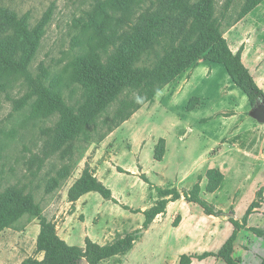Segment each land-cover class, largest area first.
Instances as JSON below:
<instances>
[{
  "label": "rangeland",
  "instance_id": "obj_1",
  "mask_svg": "<svg viewBox=\"0 0 264 264\" xmlns=\"http://www.w3.org/2000/svg\"><path fill=\"white\" fill-rule=\"evenodd\" d=\"M225 2L226 0H217V9ZM243 3L245 0L236 1L235 16ZM114 6L112 0H0L1 39L11 32L9 29L11 12L15 13L16 19L28 13L32 24L46 17L45 32L32 60L31 72L36 75L46 68L50 77L65 88L66 103L77 105L82 100L83 89L72 81L73 58L78 52H85L89 46H95L96 41L104 43L103 37L97 35L91 26L90 19L95 11L98 12L96 20L104 22L105 31L109 35L111 29L108 23L111 19L103 21L105 17L99 12L105 9L112 13L114 10L119 15L120 11L115 10ZM109 50L113 52V47ZM212 64L219 68L211 75L210 80L198 77L175 101L162 95L171 82L156 94L153 103H145L127 120L119 123L120 119H114V116L122 104L121 101L126 102L134 98L138 92L133 90L131 93L121 94L96 122L87 124L84 131L79 134L58 131L56 126L59 113L51 112L49 104L41 99H27L29 83L26 75L12 68H1L0 195L4 196L13 187L33 192L35 200L43 208V215L55 223L60 237L67 228L73 231L72 245L83 244L84 233L91 230L103 235L104 241L108 242L129 233L132 228L129 225L132 220H128L131 213L124 209V204L119 200L113 204L100 193L92 192L87 200H81L77 205L79 199L72 202L69 191L81 178L85 169L100 181L101 172L106 171L111 182L121 188L125 184L124 189L129 192L131 190L136 196L134 204L140 205L151 200L152 190L148 186L141 190L140 186L132 185L133 181H138L136 178L119 175L117 172L131 174L130 170L135 169L141 171V174L137 172V175H145L142 172L144 162L158 186L170 187L177 174L181 175L180 172L191 170L192 161L198 154L197 144H203V141L200 142L198 139L197 130L189 135L185 142L179 141L192 146L193 150L187 159L184 158L186 166L183 167L178 163L169 162L151 164L149 162L151 150L148 145L152 141L157 142L153 157H159L164 149V143H160L158 137L169 132L179 134L186 131V123L180 119H184L183 115L187 112L184 105L187 104L189 108L198 103V100L192 99L195 96H205L200 98L203 102L202 110L214 116L213 122L218 127V121L221 119L213 112H217L221 106H227V103L221 102L218 89L223 86L229 73L223 64ZM187 91L191 93L184 99ZM238 91L248 101L244 92L239 88ZM196 92L199 95H196ZM129 110L131 111V108ZM115 121L118 124H113ZM193 126L195 129L200 128L195 120ZM174 161L176 160L172 162ZM63 169L68 170L69 174L62 180L60 186L48 192V184ZM128 187L131 189L128 190ZM2 215L9 219V224L0 231V264H21L29 257L42 259L44 253L37 250L41 221L29 214L9 213L6 210V203L0 201V217ZM144 239L152 241L154 237L148 236Z\"/></svg>",
  "mask_w": 264,
  "mask_h": 264
},
{
  "label": "trees",
  "instance_id": "obj_2",
  "mask_svg": "<svg viewBox=\"0 0 264 264\" xmlns=\"http://www.w3.org/2000/svg\"><path fill=\"white\" fill-rule=\"evenodd\" d=\"M112 1L115 10L120 11L119 15L114 10L112 13L105 9L99 12L105 17L103 21L111 19L108 23L111 29L109 35L104 22L96 20L98 12L95 11L90 19L91 26L97 35L103 37L104 43L96 41L95 46H89L87 51L78 52L73 58L72 81L83 89L82 100L77 105L66 103L65 88L50 77L46 68L36 75L31 72L32 60L45 32L46 17L32 24L28 13L16 19L15 13L11 12V32L2 39L0 35V69L12 68L26 75L29 83L27 99H41L49 104L51 112L59 113L58 131L65 134L82 133L85 126L96 122L121 94L136 90L137 96L126 102L122 100L116 110L114 119L119 118L121 123L145 103H153L158 92L200 60L223 64L253 106L264 102V91L243 63L242 52L234 53L224 36L226 28L236 24L263 0H245L237 16L234 15L237 0H226L218 9L217 0ZM111 47L113 52L109 50ZM159 142L165 146L164 139L161 138ZM164 150L161 156L155 158L161 160ZM68 174L69 171L65 169L58 172L48 184V192L60 186ZM207 176V190L214 192L222 184L224 176L217 169L209 170ZM141 177L150 183L146 175ZM157 190L162 199L143 212L145 222L142 229L118 236L104 245L86 237L84 247L70 245L59 236L55 223L43 215V208L35 200L33 192L13 187L4 196L0 195V201L6 203L9 213L29 214L41 221L37 250L43 252L44 257H29L21 264H84V260L89 264H100L105 259L130 250L142 231L148 229L157 215L165 212L168 203L182 196L188 202L201 206L208 215L223 214L202 198L199 183L189 191L181 192L176 187ZM88 192H98L104 199L118 203L112 189L85 169L70 189L69 198L76 202ZM124 208L130 209L125 205ZM8 220L5 215L0 217V231L8 226ZM234 223L239 225L236 221ZM234 239L235 234L219 252H207L200 256H218L229 264H235L230 256ZM190 258L184 255L181 264H189Z\"/></svg>",
  "mask_w": 264,
  "mask_h": 264
},
{
  "label": "crops",
  "instance_id": "obj_3",
  "mask_svg": "<svg viewBox=\"0 0 264 264\" xmlns=\"http://www.w3.org/2000/svg\"><path fill=\"white\" fill-rule=\"evenodd\" d=\"M224 36L234 53L242 52L243 63L264 91V0L232 27L226 28ZM212 63L200 60L168 85L162 95L175 101L183 94L187 86L194 84L198 77L210 80L211 75H214L219 68ZM238 88L229 75L223 86L218 89L221 102L227 103V106H221L216 110L217 112H213L221 119L218 121V127L213 122L214 116L202 110L203 102L200 98L205 96H195L192 99L198 100V103L193 108H188L187 104L184 105L187 112L183 115L184 119H180L182 122L185 121L186 131L179 134L169 132L158 137L165 140V150L161 160L153 157L157 142L149 143L151 164L169 162L178 163L183 167L186 166L185 159L193 150L192 146L180 142H185L196 130L199 141H203V144H197L198 154L192 164L189 163L193 165L192 169L180 172L181 175L177 174L170 187L158 186L144 162L142 172L148 177L150 183L137 175V172L141 174L139 170L131 169V174L117 172L119 175L136 178L138 181H133L132 185L140 186L141 190L148 186L152 190L151 200L140 205L134 204L136 196L132 194L131 187H128L130 192L126 191L124 184L122 190L120 186H115L111 182L106 171L100 174V179L112 189L114 198L130 207V209L124 208L131 213V217L135 218L134 220L131 217L128 218L129 221H134L129 224L132 227L130 232L142 229L145 222L143 212L162 199L158 188L176 187L183 192L191 190L199 183L202 188V198L223 214L208 215L201 206L188 202L185 196H182L168 203L165 212L157 215L148 229L142 231L130 250L105 259L100 264L108 262L111 264L116 262H119L118 264H181L184 255L191 257L189 264H229L222 257L200 255L207 252H219L234 234L235 239L230 253L234 263L264 264V123L259 122L252 115L255 106L251 104L249 98L247 101ZM187 93L183 96L184 99L189 97L191 92L187 91ZM193 120L199 125V129L194 128ZM176 153H178L177 156ZM176 157L179 159H174ZM173 160L176 161L172 162ZM211 169L219 170L224 176L222 184L214 192L207 190L209 182L207 173ZM109 173L115 174L110 171ZM92 194L88 192L81 196L77 205L81 200H87ZM109 201L114 204V201ZM234 221L239 225L237 226ZM72 232L67 228L61 236L70 245L73 239ZM148 236L154 237L152 240L154 242L144 239ZM86 237H90L101 245L108 243L104 241L103 235L91 230L84 233V242L79 246H85ZM122 259L125 261L122 262Z\"/></svg>",
  "mask_w": 264,
  "mask_h": 264
},
{
  "label": "water",
  "instance_id": "obj_4",
  "mask_svg": "<svg viewBox=\"0 0 264 264\" xmlns=\"http://www.w3.org/2000/svg\"><path fill=\"white\" fill-rule=\"evenodd\" d=\"M252 115L261 123H264V102H259L253 109ZM84 264H89L84 260Z\"/></svg>",
  "mask_w": 264,
  "mask_h": 264
}]
</instances>
